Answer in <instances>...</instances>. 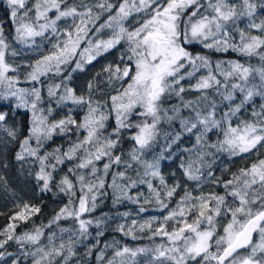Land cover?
<instances>
[{
	"label": "snow or ice",
	"instance_id": "6c2138e0",
	"mask_svg": "<svg viewBox=\"0 0 264 264\" xmlns=\"http://www.w3.org/2000/svg\"><path fill=\"white\" fill-rule=\"evenodd\" d=\"M6 4L17 44L35 51L39 48L37 37L50 42V37L56 38L47 54L27 65L31 70L23 82L33 86L19 87L21 80L16 73L20 65L15 61L10 63L7 57H17L20 52L7 41L0 25V100L14 99L17 109L31 113L28 135L20 143L16 160L30 157L39 163L36 179L43 182L42 190H50L53 176L49 168L56 171L57 165L76 161L68 171L77 177L79 188L68 176L61 179L60 190L70 200L48 227L61 219H72L78 222L73 234L79 237H86L89 226L94 223L99 227L100 221L82 217L96 209V201L105 194L101 190L114 165L123 167L122 171L112 172L108 185L115 195L114 204L125 199L139 204L141 194L134 197L129 193L132 188L146 184L149 197L143 203L155 199L160 210L166 209L179 184L167 185L160 173V161L171 158L179 149L188 154L180 163L188 180L200 182L205 176L202 169L207 168V178L222 185L225 193L194 196L185 191L176 207L155 228L156 218L143 223L132 220L127 226L119 224L116 230L133 240L142 238L136 235L137 231L147 230L149 239L160 237L166 243L156 244L154 248L118 247L107 264H140V256L149 257L144 264H264V159L241 168L229 180H216L212 171L219 153L235 157L264 150V103L257 108L254 99L260 97L264 101V19L259 22L255 19L257 4L253 0H121L118 4L98 0L91 6L84 0L79 4H68V0H34L31 4L29 0H6ZM259 7L264 9V0ZM93 8L100 12L94 14ZM50 12L55 15L50 17ZM105 12L110 15L99 23ZM244 18L247 26L241 28L238 21ZM62 20L71 22L60 30ZM253 29L259 34L253 35L250 31ZM105 30L111 31L109 38H96ZM93 32L94 36L90 37ZM118 45L123 46L121 64L104 69L109 73L108 82L113 91L97 100L91 94L93 85L89 83L87 98L77 95L66 83L72 79V73L84 71L85 65ZM192 45H200L210 52L231 51L248 59L213 62L207 54L195 52ZM253 57L259 59V66L249 62ZM50 75L62 79L47 85L49 104L45 108L41 78ZM193 79L194 84L190 83ZM185 81L189 82L187 87ZM186 91L200 95L195 100H185ZM172 97H177L182 107L166 108L165 102ZM53 103L57 108L75 105L86 111L79 121L73 118L71 107L63 118L54 119ZM184 109L194 115L182 116ZM109 119H114L110 132L106 131ZM6 120L7 113L0 112V129L15 139L17 130L6 127ZM177 120L179 131L160 128L162 123L171 125ZM213 130L218 134L214 142L209 137ZM81 131L86 133L83 138L79 137ZM69 133L76 134V139L66 151L57 147L41 155L44 144L54 135ZM185 134L194 136L192 147H181ZM123 135L133 141L127 159L114 154ZM161 136L165 143L159 146L160 151L151 160L144 158L158 146ZM101 160L106 161L102 170L97 166ZM129 169L141 178L132 180L127 176ZM147 177L158 178L161 188L154 187ZM228 197L232 198L231 203ZM39 211L25 204L11 219L26 222L31 213ZM144 211L145 208H139V212ZM221 220L225 222L221 224ZM170 221L173 222L171 230ZM16 226L9 224L0 231V237H4L0 239V249L10 241L36 246L35 251L26 253L33 257V264H56V257H63L67 264L69 256L74 254L72 247L64 242L56 246L55 232L46 237V245H41L44 237L41 228L15 235ZM218 226L222 227V233ZM67 231L70 230L60 229L61 233ZM254 235L258 240L254 241ZM65 250L68 256L64 255ZM3 257L4 253L0 252V259ZM99 258H103V253Z\"/></svg>",
	"mask_w": 264,
	"mask_h": 264
},
{
	"label": "trees",
	"instance_id": "16d2710c",
	"mask_svg": "<svg viewBox=\"0 0 264 264\" xmlns=\"http://www.w3.org/2000/svg\"><path fill=\"white\" fill-rule=\"evenodd\" d=\"M92 1L96 2L98 0ZM71 2L72 0H69L68 4H70ZM110 2L118 4L119 2H121V0H110ZM75 3H78V1ZM9 12L10 10L7 8V5L4 2H0V24H2L4 35L6 36H11L14 29L13 23L9 16ZM257 14L260 17L264 16V9L257 8ZM191 47L195 52L207 54L213 62L217 60H240L241 62H244L248 59L240 57L237 53L231 51L227 53H217L205 50L200 45H192ZM249 62L256 66L260 65V61L257 57L251 58ZM64 75L66 76L67 72H65ZM61 79L62 77L60 76L50 75L49 77H46V81L51 84L59 83ZM183 83L185 84V86L187 85L186 82ZM28 86L33 85L28 84ZM199 95L200 93L197 92L186 91L184 93V99L195 100ZM216 99L219 100V97H216ZM254 99L255 105L260 103L259 97H255ZM4 101L5 100H0V112L7 113V120L5 121V125L10 128H15L17 130V137L15 139H13L12 137H0V189L2 186H4L8 190L15 192L18 196L17 200L19 204H27L31 207L40 209L38 213H32V219H34L33 226L35 227V229H42V231L44 232L43 239H46L49 234L55 232L57 234V238L63 239V242L66 246L72 247L74 254L69 256L67 264H102V261H100L99 259L100 253L110 242L113 241L120 247H153V239L148 238L149 232L147 230L138 236L142 238L133 240L123 235L116 229H111L109 225H106V227L103 228V225L101 226V222L99 227H96L95 223L89 226V233L86 237H79L78 235L73 234V231L78 228V222L72 219H61L57 223H51V227H48L49 223L52 222L53 218L60 212V209L67 205L70 200L69 195L60 190L59 184L61 179L64 176H68V178L72 180L74 184H76L77 189L79 188L77 177L68 171L70 167L74 166L76 161H65L64 164L57 165L56 171H52L51 168L48 169V171L52 172L53 176V179L51 180L49 185L50 190H42L43 182L37 181L36 174L39 171V163L33 158L31 159L33 164L32 171L24 175L22 173H19V165L23 161H18L15 157L17 152L20 151V143L28 135V130L30 127V117L28 111H26L25 109H17L16 106H9L8 104H5ZM48 104L49 101L47 100L42 106L47 108ZM174 105L182 107L181 102L177 97H172L170 100L166 101L164 106L170 109ZM66 106L67 105H65L63 108H57L53 103L52 107L55 109L53 118L60 119L66 113L64 111ZM201 107H203V105H201ZM190 114L192 113H190V110L188 109H184L181 112V115L184 117H187ZM73 118L79 121L78 113H75ZM109 123H111L110 120L108 121V124ZM160 128L163 131H179V121H173L171 125L162 123L160 125ZM81 133L83 132H79V134ZM67 136L73 140L76 139V134L74 133H69ZM67 136L54 135L52 140L47 141L44 144L43 148L41 149V155H43L45 152H52L57 147H60L62 151H65V140H67ZM164 143L165 141L163 137H158V146L151 152L146 154V159L151 160L153 156L160 151L159 146L163 145ZM194 143V136L188 134H185L181 141V145L185 144V147H192ZM132 147L133 141L129 138V136H127V139H121L117 149L114 151V154L121 155L123 159H127L128 152L132 149ZM165 155H167V153H165ZM187 155V153H183L182 156V152L177 149L173 152L171 158L163 159L160 161V173L164 177L167 185L172 184L173 181L177 180V177L181 178L184 175L183 169L180 167V163L181 158L186 159ZM262 157H264V152H260L258 158ZM238 159L239 157L237 156L229 157L227 159L228 162H230L229 171L226 175H224L223 180H229L230 175H232L233 173H237L241 168H246L249 162H251V160L242 162V160ZM105 162V160H101L98 162L97 166L102 170V166ZM122 170V166H113V169L109 173V176L106 180V186L103 190H101L105 194L98 197L96 201V209L91 213H85L82 218L92 219L94 222L97 220L100 221L101 217L103 216H116L118 214H121V212L125 209H130L133 207V205H131V203L126 199L114 204L113 201L115 199V195L113 189L111 187H108V185L111 183L112 172ZM84 171L87 172V170ZM140 171L143 172V169L141 168ZM127 176L136 180L141 178L133 169L128 170ZM147 179L151 180L153 185L159 182L158 178L151 179L150 177H147ZM137 187L138 188L134 189L133 192L138 189H146L144 184H140ZM213 191H215V193H219L221 190L214 189ZM183 192L184 189L182 187L177 189L176 194L171 198V201L168 202V208L171 207L173 203L175 204L181 198ZM79 195L80 192L77 190L76 196L79 197ZM72 199H75V197H72ZM12 200L13 197L5 196L3 199V203L0 205V231L6 229L9 224H13L16 221V230L18 231V233H15V235L24 234L29 230L30 227L28 226L27 222H22L19 220L13 221L11 219L15 214H17L16 204L13 203ZM160 215H162V213ZM160 219H163V217H161ZM172 223L173 222L171 221L169 222V230H171ZM156 226L157 225L153 226V228H155ZM61 228L69 229L70 231L61 233ZM98 233H102V235H98ZM257 239L258 237L255 236L254 241H256ZM154 240L159 241L161 240V238L156 237ZM41 245H44L42 240ZM25 247L27 250H31L36 246L28 244ZM12 248L13 245L10 241L4 249H0V252L4 253V257L9 252L16 253L17 251H13ZM247 251L248 250H242L241 252L246 253ZM64 255H69L66 250ZM55 260L56 264H64L63 257H56ZM13 262H15V264H30L32 263V258H28L26 262H23L18 257L17 259L15 258L12 262L7 261V264H13Z\"/></svg>",
	"mask_w": 264,
	"mask_h": 264
},
{
	"label": "rangeland",
	"instance_id": "374dc122",
	"mask_svg": "<svg viewBox=\"0 0 264 264\" xmlns=\"http://www.w3.org/2000/svg\"><path fill=\"white\" fill-rule=\"evenodd\" d=\"M69 1V0H68ZM76 4H79L80 0H72V2L70 4H73L75 2H77ZM0 2H4L6 4V0H0ZM34 0H29V3H33ZM85 3L91 5H94L95 3H97L98 1L94 2L92 0H84ZM230 2H239V0H230ZM254 3L257 4V8H260L259 5L261 3V0H253ZM7 5V4H6ZM261 9V8H260ZM100 12V9L98 8H93V13H98ZM55 15L54 12H50L49 16L53 17ZM110 15V13H103V15L101 16V20L99 21V23H103L104 20L107 19V17ZM131 19V18H130ZM255 19L257 22H259L260 19H264V16H259L257 14L256 11V15H255ZM71 21H60L59 22V29L63 30L67 24H69ZM247 18L241 19L240 21H238V24L241 28H246L247 26ZM2 25V24H0ZM14 26V25H13ZM252 32L253 35H258L259 33H257L254 29L250 30ZM14 29L12 32L11 36H6L7 41L12 45L13 48L17 49L20 52V55L17 57H12V56H8L7 59L10 63H12L13 61H15L16 64L20 65V69L18 71V73H16V75H18L20 77L21 83L18 85L19 87H24V88H31L32 86H28V83H24V78L27 75V73L31 70L30 67H27V65H31L33 64L36 60L40 59L43 55L47 54V52L51 49V43H54L56 38L55 37H50L51 42L48 39H43L40 37H37V44L39 45V48L37 50H33L31 48H25L20 44H17L14 40ZM46 35L50 36V33H46ZM90 37L94 36V32L89 34ZM111 35V31L110 30H105L101 33H99L98 36H96V38L98 39H107L109 38V36ZM62 38V37H61ZM81 47H84V45H81ZM122 45H118L117 48L112 49L111 51L99 56L96 60H94L91 64H87L85 65V70L84 71H77L72 73V79L70 81H66V83L69 84V86L73 87L76 94L77 95H83L87 98V95L89 93V88L88 85L89 83H92L93 88L91 90V94L93 96L94 99H101L102 97L106 96L108 93L113 91L112 85L109 84L108 82V76L109 73L106 72L104 69L108 66V65H112L113 69L115 68L116 65H120L121 61L119 59L120 55H121V50H122ZM68 74V73H67ZM10 75H13L12 73H10ZM200 75V74H198ZM44 81V87H43V91H42V95L44 96V104L45 102L48 100L47 98V85L51 84L48 83L46 81V77H42L41 78ZM187 83L186 86H188L189 82L185 81ZM196 81L195 79H193L190 83L194 84ZM260 99V103H264V101ZM5 104H8L9 106H15L16 102L14 99H10V100H5L4 101ZM260 103L256 104L255 106L258 108ZM43 104V105H44ZM71 107L72 108V116H74L75 113H78V118L79 120L82 119L86 109H82L79 106H75V105H67L65 108V112H68V108ZM27 111V110H26ZM29 113V117L31 120V113L28 111ZM66 113L61 117L63 118ZM194 115V114H193ZM135 119V118H134ZM111 121V123L108 124V129L106 131L110 132L111 128L114 126V119H109ZM6 126V125H5ZM7 127V126H6ZM134 131V130H133ZM83 132V131H81ZM86 133H81L79 134L80 138H83V136ZM128 135H123V139H127ZM0 137H9L7 135L6 132H4L2 129H0ZM68 137V136H67ZM209 137L211 141H216L218 138V134L216 133V130H213V132L209 133ZM66 141V145H65V151L67 150L68 146L74 141L71 138H67ZM32 146L35 147V141H32ZM181 147H185V144H182ZM181 152V151H180ZM260 152H264V150H261ZM259 152V154H260ZM259 154L255 153V150H253V153H248V154H244L242 156H237L239 157L238 160H242V162H246V161H250L248 167H250L253 163L257 162L259 159H264V157L262 158H258ZM183 156V153H182ZM147 156H145L144 158H146ZM229 156L227 153H219L217 154L215 160L216 162L212 165V171H213V175L216 178V180L219 181H224L223 177L224 175H226L229 171V165L230 162H228ZM32 158H27L26 160H23V162L20 163V167H19V173L27 174L29 172L32 171L33 168V164H32ZM181 159H185V158H181ZM211 159V158H209ZM202 171L205 173V176L202 177L200 182L197 181H190L188 180L185 175H183L181 178L177 177V180L173 181L172 184L168 185L169 187L179 184V188L182 187L185 191L191 192L192 195L197 196L200 195L201 193L203 194H208L210 192H215L213 191L214 189H219L221 190L219 193V195H223L225 193V189L222 187V185H219L217 183H213L211 182V178H207V172L209 171L207 168L202 169ZM151 179H154L152 177H150ZM232 178V175H230V178ZM132 180H136L134 178H131ZM139 180V179H138ZM180 180V181H178ZM120 183H125V181H120ZM144 186L146 187V189L142 190V189H138L135 190L133 192L134 189L138 188V187H134L131 189L130 191V195L132 196H136L137 193H140V203L139 204H135V203H131V205H133L132 208L130 209H125L124 211L121 212V214H118L116 216H110V217H101L100 222H101V226L103 225V228L106 227V225H109L111 229H117V226L121 223L125 224L126 226L129 225L131 223L132 220H136L138 223H143L145 220L151 219V218H156V223L153 224V226L157 225V223H159V221H162V219H160L161 217H164L171 209L176 207L177 202L180 200H178L175 204L173 203L171 207H167L166 209L160 210L159 205L156 203L155 199H152L151 203H143L144 199L146 197H149V191L147 189V185L144 184ZM154 187L157 188H161L159 182L157 184H154ZM183 192V195H184ZM182 195V196H183ZM5 196H9V197H13V203L16 204V208H17V213L20 212L23 209L24 205L19 204L18 200H17V194L11 190H8L6 187L2 186L0 189V205L3 203V199ZM181 196V197H182ZM232 198L228 197V201L229 203H231ZM128 201V200H127ZM143 207L146 209V211L144 212H139V208ZM124 213H129L130 215L128 217H124L123 214ZM162 213V215H160ZM220 219V218H218ZM34 219H32V213L30 214L29 218L26 220L28 226L30 227L28 231V233H33L35 230L34 225ZM22 221V220H19ZM25 222V221H22ZM225 221L221 220V224H223ZM14 224L16 225V221L14 222ZM3 231V230H2ZM218 231L222 233V227L218 226ZM15 233H18V231L15 228ZM142 233H140L139 231L136 232V235L139 236ZM19 235H23V234H19ZM128 237V236H127ZM130 238V237H129ZM160 238V237H157ZM0 239H4V237H0ZM42 242L44 243V245L47 244V239H41ZM258 240V239H257ZM12 245H13V251L16 250L17 252H9L11 253V255H9V253H7L5 255V257H3V260H0V264H7V261H14V259L18 258L23 261L26 262L28 258H32V263L33 264V257L30 255H26V253L28 252H32L35 251V247H33L31 250H27L26 249V245H28L27 243L23 244V245H19L17 243H15L14 241H11ZM63 242V239L61 238H57L55 240V244L58 247L59 244ZM153 247L154 248L156 246V244L159 243H166V241H163L162 239L159 241L153 240ZM120 247L119 245H117L114 241L110 242L106 248L103 249V251L101 253H103V258L100 259V261H102V264H107L108 260L113 258L114 252L116 250V248ZM100 253V255H101ZM100 257V256H99ZM147 259H149V257L147 256H140L138 257V260L140 261V264H144V261H146Z\"/></svg>",
	"mask_w": 264,
	"mask_h": 264
},
{
	"label": "water",
	"instance_id": "95a60500",
	"mask_svg": "<svg viewBox=\"0 0 264 264\" xmlns=\"http://www.w3.org/2000/svg\"><path fill=\"white\" fill-rule=\"evenodd\" d=\"M254 238H255V235H254ZM254 238H253V239H254ZM241 251H242V250H241Z\"/></svg>",
	"mask_w": 264,
	"mask_h": 264
}]
</instances>
